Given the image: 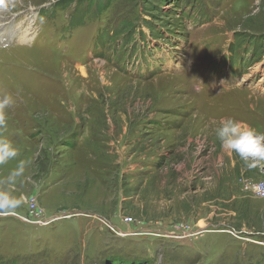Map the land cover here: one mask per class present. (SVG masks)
Returning a JSON list of instances; mask_svg holds the SVG:
<instances>
[{"label": "rangeland", "instance_id": "rangeland-1", "mask_svg": "<svg viewBox=\"0 0 264 264\" xmlns=\"http://www.w3.org/2000/svg\"><path fill=\"white\" fill-rule=\"evenodd\" d=\"M57 1L0 4V135L20 150L0 177L30 162L0 264H264V197L246 188L264 161L215 134L225 118L264 133V0H115L80 19ZM134 12L126 57L129 29L108 30Z\"/></svg>", "mask_w": 264, "mask_h": 264}, {"label": "clouds", "instance_id": "clouds-1", "mask_svg": "<svg viewBox=\"0 0 264 264\" xmlns=\"http://www.w3.org/2000/svg\"><path fill=\"white\" fill-rule=\"evenodd\" d=\"M3 0H0V4ZM13 104L10 95L0 96V130L7 128L6 109ZM221 148L234 152L248 168L264 161V133H257L253 128L233 118H225L215 130ZM20 155L18 147L0 135V166L8 164ZM29 161L19 160L16 167L6 176L0 177V215H12L25 202L23 195L14 194L18 179L25 173Z\"/></svg>", "mask_w": 264, "mask_h": 264}, {"label": "trees", "instance_id": "trees-1", "mask_svg": "<svg viewBox=\"0 0 264 264\" xmlns=\"http://www.w3.org/2000/svg\"><path fill=\"white\" fill-rule=\"evenodd\" d=\"M59 0L57 1L54 6L55 7H59L60 8V3H62V8L65 7V3L68 1V3L70 4L71 1L70 0ZM74 1V5H73V12L77 15L78 19H80V16L86 17L87 15H94L96 14V16L100 15L102 12H106L107 10H110L113 6V3L115 0H73ZM127 1H131L133 6H140V4H138V2L136 0H127ZM175 3V1L173 2ZM80 4H85L84 9H86L87 11H94L90 14H82V10H84L83 8H81L80 10L79 5ZM194 11V10H193ZM71 16V9L69 10V18L68 21L71 20L72 18ZM139 17V13H132L131 15H126L123 14L122 16H120L119 23H121L122 25H120V27H117V24L115 21V26L112 25L111 28L108 30V36L109 38H114L115 36H118L122 33L123 30L129 29L127 36L124 37L121 42H118L122 45L123 47V56L127 53L128 49V45H129V41L132 40V31H133V27H134V19ZM132 25V27H131ZM106 28V27H105ZM113 41V40H112ZM134 43H132L131 41V45L133 46ZM109 59H111L110 57H108ZM214 64H217L216 62H214ZM69 145H71L70 143H68ZM53 222V221H52ZM113 257L116 256H112L111 258H109V264H113ZM137 264L140 262H146L145 259H140L138 261H136ZM135 262V263H136ZM23 264H30V263H23Z\"/></svg>", "mask_w": 264, "mask_h": 264}, {"label": "built area", "instance_id": "built-area-1", "mask_svg": "<svg viewBox=\"0 0 264 264\" xmlns=\"http://www.w3.org/2000/svg\"><path fill=\"white\" fill-rule=\"evenodd\" d=\"M246 188L249 189L252 193L256 194L257 196L264 197V178L263 179H259V180L254 181V182H248L246 184ZM28 202H29L30 207H31V212L36 210V212H34V213L36 215H39L41 210L37 208L35 199L34 198H30L28 200Z\"/></svg>", "mask_w": 264, "mask_h": 264}, {"label": "bare ground", "instance_id": "bare-ground-1", "mask_svg": "<svg viewBox=\"0 0 264 264\" xmlns=\"http://www.w3.org/2000/svg\"><path fill=\"white\" fill-rule=\"evenodd\" d=\"M23 37V36H22ZM23 40H24V38H23ZM100 65H102V62L100 63ZM86 69V68H85ZM83 72H84V70H83Z\"/></svg>", "mask_w": 264, "mask_h": 264}]
</instances>
